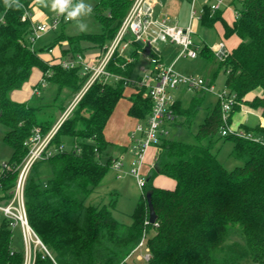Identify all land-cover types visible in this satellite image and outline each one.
<instances>
[{"label": "trees", "instance_id": "16d2710c", "mask_svg": "<svg viewBox=\"0 0 264 264\" xmlns=\"http://www.w3.org/2000/svg\"><path fill=\"white\" fill-rule=\"evenodd\" d=\"M238 1L240 15L232 25L223 20L221 11L211 14L206 8L202 15L203 25L212 27L221 21L225 35L240 40L223 61H218L207 45L200 51V57L208 61L216 59L219 63L211 83L214 84L219 72L223 71L225 87L236 96L227 120L229 125L232 116L246 102L259 107L264 118V0ZM19 3L24 7L6 9L4 0H0V15L5 20L0 24V124L7 130L4 140L13 150L10 162L13 168L28 155L25 143L35 129H40L45 136L60 119L55 120L54 113L43 117L47 108L53 105L62 116L69 107H64L63 100L80 92L86 81L79 69L65 70L41 59L39 54L45 48L35 49L34 45L32 49L28 44L32 20L23 17L31 14L34 5L32 0H19ZM132 3L133 0H102L95 8L96 18L103 27L102 34L69 38L71 51L82 53V40H88L95 47L106 46L114 39ZM65 40L64 36H59L48 48ZM134 55L137 60L138 55ZM136 64L135 61L123 69L125 60L117 58L108 68L115 74L131 77ZM34 68L40 69L47 83L57 88L49 105L40 97L42 86L38 87L40 93L35 94L31 102L17 103L11 99V92L28 82ZM49 73L52 75L47 76ZM65 89L70 93L62 98ZM258 89L262 90V96L247 101L246 97ZM125 90L123 81L94 83L52 138L48 149L54 148L53 154L33 165L30 173L33 170L34 175L30 177L29 174L25 186L26 210L31 228L47 251L36 249L32 264H140L128 257L149 232L152 236L147 246L151 259L143 264H240L241 257L248 258L250 264H264V127H244L247 134L262 140L235 134L223 137L220 132L224 121L219 101L199 126L196 143L162 139L160 154L146 176L131 225L114 217L117 192L111 193L113 198L108 203L100 200L97 204H86L112 169L113 158L101 161L110 144L105 130L117 105L125 98ZM135 91L137 93L129 99L128 114L144 121L152 111V104L143 90ZM201 100L202 97L193 99L188 109L175 102L176 121L172 126L189 127ZM219 134L233 141L231 156L241 163L231 171L213 153ZM65 137L73 138L72 151L64 150ZM44 164L50 166L52 178L41 184L36 178ZM13 168L3 180L4 192L16 183L18 171ZM158 175L173 179L175 189L155 187L154 179ZM149 194L157 215L155 224L149 223ZM9 196L7 194L6 198ZM233 229L245 245L233 246L238 250L236 261L233 257L220 260L217 252ZM0 264H26L25 250L13 246V230L6 220L0 227Z\"/></svg>", "mask_w": 264, "mask_h": 264}, {"label": "built area", "instance_id": "2783aa9c", "mask_svg": "<svg viewBox=\"0 0 264 264\" xmlns=\"http://www.w3.org/2000/svg\"><path fill=\"white\" fill-rule=\"evenodd\" d=\"M76 0H73L75 3ZM191 10L190 23L187 27L180 26L175 19L167 14L157 13L158 0H133L119 30L114 39L108 45L100 49V54L94 59L87 60L84 52L74 53L68 50L65 57L58 61H53L50 65H59L65 70L79 69L82 77H86L82 90L76 95L74 101L60 117L51 131L43 136L40 129L36 128L33 136L25 145L29 148V153L23 164L16 167L18 177L14 187L8 191L9 198H6L3 190V180L12 169L9 163L0 164V217L8 222L13 230L19 227L22 232L24 250L26 254V264H32L33 248L35 243L45 251L38 235L31 228L28 220L25 199V186L33 165L53 154L49 148L50 142L62 123L69 117L77 103L85 92L96 82L115 84L124 82L126 89L143 90L144 96L152 104V111L144 121H139L134 128L132 137H136L139 145L136 149L135 159L131 162L130 174L136 179L142 191L146 184V156L149 149L159 146L162 139L167 138L169 127L176 121L174 113L175 100L172 91L185 87L190 92H212L221 103L224 126L221 135L226 137L231 134L262 140L261 137H254L244 131H239L228 124V116L236 103L235 94L230 93L227 88L216 93V87L211 82L193 75H185L175 69V63L165 65L160 51L161 46H175L179 48L177 61L179 59H196L200 56V47L194 41L195 30L192 22L194 20V2ZM244 1V0H240ZM225 0H204L203 13L206 8L211 14L218 12L224 6ZM23 19L32 20V16L26 13ZM4 17L0 15V24L4 23ZM63 15H57L50 20L40 23L32 22L31 35L28 44L34 49L36 42L44 35L57 31L61 26L70 23ZM140 45L137 47L136 44ZM152 52L149 55L147 50ZM215 58L223 61L229 52L224 41L211 48ZM49 53L53 48H48ZM138 55V59L135 55ZM145 57L146 61L140 58ZM117 58H123L125 65L137 62L131 77H123L109 70V65ZM52 75L49 73L47 76ZM46 78L41 83L42 88L46 87ZM40 89L34 90V94H39ZM123 159L113 161L112 169L117 172L118 177L123 176ZM148 222V221H147ZM147 234H144L139 245L129 255L128 259L136 262H149L151 253L147 246Z\"/></svg>", "mask_w": 264, "mask_h": 264}, {"label": "rangeland", "instance_id": "374dc122", "mask_svg": "<svg viewBox=\"0 0 264 264\" xmlns=\"http://www.w3.org/2000/svg\"><path fill=\"white\" fill-rule=\"evenodd\" d=\"M203 1L204 0H197V3H196L197 10H200L202 8ZM101 2L102 0H84V3L92 6V13L90 15L82 16L80 18V22L87 25V30L85 32L78 31L76 22L71 21L70 23L61 26L57 31L50 32L49 34L42 36L36 42V47L41 48L40 46H44L43 48H46L47 46L53 43H56L59 36H64L67 39L66 41H68L69 38L78 39L84 36L102 34V25L97 20L96 14H95L96 6ZM32 14H33V17H32L33 23L34 22L40 23L43 21H47L57 16V14L52 12L50 8H45L39 5L35 6L32 9ZM197 32L198 34L194 38H195V43L198 46H202L203 43H206L208 44V46L213 48L215 45L222 42L220 28H209L207 26H203L202 24H199L197 28ZM80 47L83 49L84 55L87 60L94 59L97 55L100 54V49L98 48L92 49V46L89 45L88 40H82L80 42ZM201 48H203V46ZM178 51H179V48L175 46L166 48L163 51V56H162L164 60V64L165 65L172 64L178 55ZM218 68H219V63L218 61H216V59L209 62L203 57H199L193 60L182 58L175 65V69L178 72L185 74V75H193L195 77L204 79L206 82L213 81L215 73L217 72ZM214 85L216 87V93L226 88L225 87V74L223 73V71H220L219 74L217 75L216 79L214 80ZM69 93H70V90L65 89L61 97L65 98L66 95H68ZM78 93H76V95ZM133 93H137V91H134ZM171 93H172L174 100L176 99L181 100V103L185 109H188L191 106L193 99L202 97L201 105L198 108V112L195 118L193 119L191 125L189 127L184 125L185 127L183 128L182 127L181 128L171 127L169 130L170 139L182 141L188 144H194L196 143L195 135L199 128V125L204 122L209 110L214 109V107L218 103L217 96L212 92L205 93V94H202L201 91L189 92L185 87H181L180 89L173 90ZM56 94H57V88L55 85L52 84L51 89H46V93L44 95L45 96L44 104H48V105L51 104ZM76 95L74 94L73 96H70L66 98L65 100H63L65 108L68 107L72 103V101H74ZM50 113H54L55 120H57L62 114V112L56 111L54 106L51 105L47 108L45 113L42 114V116L46 118L49 116ZM238 116L239 114L237 113L236 117ZM252 123L254 124V122H250V124ZM6 132H7L6 128L2 124H0V164L1 163L9 164L13 156L12 148L4 140ZM216 140L217 141L214 146V149H215V152L218 154L220 161L224 164L227 170L229 171L233 170L237 163V161L231 156L233 141L230 138H221V136H218ZM63 148L66 152L73 150L74 140L72 137H65L63 139ZM153 149H154L153 152L155 155L154 161H153L154 163H152V166L148 168V171H149L148 173L151 172L153 166L155 165L158 159L160 151H161L160 146H156ZM50 150L53 151L54 148H51ZM105 152L102 155L103 161H105V156H107ZM23 161L19 163L18 165L19 167L23 164ZM239 165H241V163H239L237 166ZM13 169L16 170V167H14ZM33 175L34 173L32 170V172L30 173V177ZM124 175L125 174H123V176ZM106 176L107 177L105 178V180L98 186L97 188L98 190L95 191L96 193H99V196H98L99 198L96 199L95 196H92L90 199L86 200V204H97V202L100 200H102L104 204L108 203L113 198L111 193L118 192V195L116 197L118 199L117 207L113 211L114 217L116 220L126 225L132 224L133 223L132 214L142 194V191L140 190L136 179L133 176L128 174L127 176H124L121 180L115 175L112 169H110V171L108 172ZM51 178H52V173H51L50 166L48 164L42 165V167L39 169V175L36 178L37 181L40 182L41 184H45V183H48V181ZM116 184L117 186L123 185L124 188L122 190H119V188L115 187ZM7 194H8V191L5 192V195ZM93 199H96V200L93 201ZM3 223H4V220L0 217V227ZM151 236H152V233L149 232L146 237L147 242ZM244 245L245 243L242 237L239 235L236 229H233L230 232L225 244H223L220 250H218L217 257L220 260L233 257L234 260L236 261L238 257V254L236 253V251L238 250H234L233 246H243L244 247ZM13 246L18 250H23L24 248L22 232L19 227H16L15 229H13ZM32 248H33V252H35L36 249L42 248V247L37 246V244L34 243L32 245ZM240 260H241L240 264H250L249 259L246 257H241ZM140 264H143V262H140Z\"/></svg>", "mask_w": 264, "mask_h": 264}, {"label": "crops", "instance_id": "0c3cea01", "mask_svg": "<svg viewBox=\"0 0 264 264\" xmlns=\"http://www.w3.org/2000/svg\"><path fill=\"white\" fill-rule=\"evenodd\" d=\"M196 3H197V0L194 2L195 15H194V20L192 22L193 29L195 30L194 37L198 34L197 28H198L199 24H202V15H203V8H204V1H203L202 8L200 10H197ZM238 5H239V7H238ZM35 6H37V5H34V7ZM192 6H193V0H158L157 13L167 14V15L171 16L173 19H175L176 22L180 26L187 27L190 23ZM32 9H31V16L33 17ZM240 9H241V3L238 0H225V4L220 10L221 16H222L224 21H226L229 25H232L238 19L239 15H240L238 11ZM40 15H42V14H40ZM203 26H205V25H203ZM209 28H220L221 39H222V41H224L226 43L229 50H233L234 48H236L238 46V44L240 42L239 38H237L236 36L227 37L225 35L224 25L221 21L215 23L214 26L209 27ZM102 32H103V27H102ZM47 34H49V33H47ZM194 41H195V38H194ZM89 45L92 46V49L97 48L91 42H89ZM205 45L208 46V44H206V43L202 44V46H205ZM202 46H199L200 49ZM40 47L41 48L36 47V44H35V49H37V48L42 49L44 46H40ZM170 47L171 46H161L160 47V51H161L162 56H163V51L166 48H170ZM45 49L46 50L44 52L40 53L39 56L41 57V59H43L46 63H48L50 65L51 63H53V61H58L61 58L65 57L68 50H71V46H70L69 42L65 40V41L59 42L56 46H54L52 53H49L47 51L48 46ZM87 49H89V48H87ZM89 50H91V49H89ZM65 51H66V53H64ZM176 59H177V57L175 58V60L173 62V63H175V65L177 64L178 61L181 60V59H179L177 61ZM140 60L146 61V58L141 57ZM209 62H211V61H209ZM43 80H44V73L40 69L34 68L28 82H26L21 89L14 90L13 92H11V95H10L11 99L17 103H27V102L33 101V99L35 98L34 90L41 86V83L43 82ZM225 80H226V76H225ZM51 86H52V84H50L49 82L46 83V87L43 88L44 90L41 92V96L40 95H38V96L44 98L45 97L44 95L46 93V89H51ZM134 91H135V89H126L125 90V98H123L119 102V104L117 105L113 115L111 116V118L107 124L106 130H105V137H106L107 141L110 143L106 152H105L107 155V156H105V161L108 158H113L114 160L123 159V161H124L123 174H125L124 176H127L128 174L131 175L130 174V170H131L130 165H131V162L135 159L136 149L139 145V141H136L137 138L132 137V133L134 131V128L137 125V123L139 122V120L133 119L128 114V110H129V107L131 105V102L129 101V99H130V96L133 94ZM257 96L258 97L262 96V90L261 89H258L255 92H252L251 94H249L246 97V100L251 101L252 99H254V97H257ZM175 101H176V103H178L180 105L181 108L185 109L184 106L182 105L180 99H176ZM212 110H209V112L207 113V116L209 115V113ZM237 113L239 114L238 117H236ZM57 122H58V120H57ZM231 122H232V124H231L232 128L237 129L239 131H244V132H245L244 127L254 128V127L259 126V125L261 127H264V118L261 116L260 108L250 106L249 102L242 104V107L240 108V110L232 116ZM250 122H254V124L253 123L250 124ZM56 123H55V125H56ZM171 127L174 128V126H172V125H171ZM171 127H169V130ZM197 132H198V130H197ZM169 135H170V131H169L167 138H169ZM218 136H221V135L219 134ZM221 138H223V137L221 136ZM206 142L207 141H205L204 143H206ZM233 147H234V144H232V150H233ZM153 148L149 149L147 156H146V165H145L146 176H148L150 174V173H148L149 172L148 168L152 166V163H154L153 161H154L155 155L153 152V150H154ZM213 153L216 155L218 161L224 166V164L220 161L218 154L215 152V149H213ZM101 161L105 162L102 160V156H101ZM239 163L240 162L237 161L235 167ZM113 172L118 177L117 172L114 170H113ZM124 176H122L120 178L118 177V178L122 180V178ZM105 178H104V180H105ZM154 186L157 188H161V189L174 190L176 187V182L173 179L166 177L164 175H158L154 179ZM115 187L119 188V190H122L124 188L123 185L117 186V184L115 185ZM97 188H96V190H98ZM92 196H95V198L98 199L99 193L94 192L88 199H90ZM96 199H93V201H95ZM97 203H99V201ZM129 225H131V224H129Z\"/></svg>", "mask_w": 264, "mask_h": 264}, {"label": "clouds", "instance_id": "9594fccd", "mask_svg": "<svg viewBox=\"0 0 264 264\" xmlns=\"http://www.w3.org/2000/svg\"><path fill=\"white\" fill-rule=\"evenodd\" d=\"M33 5H39L50 10L57 15H63L66 21H75L78 31L85 32L87 25L80 22L82 16L92 13V6L84 3V0H77L74 4L73 0H32ZM6 9H21L24 6L19 0H4Z\"/></svg>", "mask_w": 264, "mask_h": 264}, {"label": "water", "instance_id": "95a60500", "mask_svg": "<svg viewBox=\"0 0 264 264\" xmlns=\"http://www.w3.org/2000/svg\"><path fill=\"white\" fill-rule=\"evenodd\" d=\"M139 45H142V44L139 43ZM146 50L148 51V49ZM147 202H148V208H149V223L155 224L157 221V215L155 213V210L152 204V198L150 194L147 196Z\"/></svg>", "mask_w": 264, "mask_h": 264}]
</instances>
